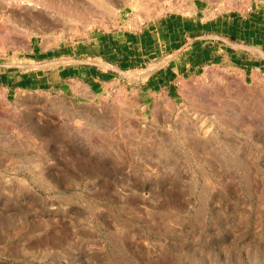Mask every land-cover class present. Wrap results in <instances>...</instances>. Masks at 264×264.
Masks as SVG:
<instances>
[{"label": "rangeland", "instance_id": "1", "mask_svg": "<svg viewBox=\"0 0 264 264\" xmlns=\"http://www.w3.org/2000/svg\"><path fill=\"white\" fill-rule=\"evenodd\" d=\"M175 18L206 55L113 62ZM0 264H264V0H0Z\"/></svg>", "mask_w": 264, "mask_h": 264}, {"label": "crops", "instance_id": "2", "mask_svg": "<svg viewBox=\"0 0 264 264\" xmlns=\"http://www.w3.org/2000/svg\"><path fill=\"white\" fill-rule=\"evenodd\" d=\"M220 25L221 23L218 22L217 27ZM193 26L191 23L175 18L161 22L156 29L137 35V37L130 36L124 40L120 37H113L112 41H106L105 47L111 49L113 62L119 68L142 65L148 55L158 53V50L162 53L190 47L202 48L199 50L200 55H206L210 47L202 46L206 40L208 41L213 27L210 30L208 26L200 28ZM185 39H187L186 43ZM197 45L198 47H195ZM95 81H100V79H95Z\"/></svg>", "mask_w": 264, "mask_h": 264}, {"label": "bare ground", "instance_id": "3", "mask_svg": "<svg viewBox=\"0 0 264 264\" xmlns=\"http://www.w3.org/2000/svg\"><path fill=\"white\" fill-rule=\"evenodd\" d=\"M9 17L16 20L20 25L29 30H38L40 27L51 30L55 27V23L46 17L42 12V9H40L35 2H30L27 6H24L21 9H11ZM96 108L97 107L95 106V109Z\"/></svg>", "mask_w": 264, "mask_h": 264}]
</instances>
